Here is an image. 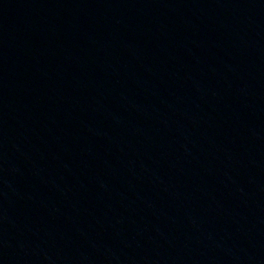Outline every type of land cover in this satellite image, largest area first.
<instances>
[{"label": "water", "instance_id": "95a60500", "mask_svg": "<svg viewBox=\"0 0 264 264\" xmlns=\"http://www.w3.org/2000/svg\"><path fill=\"white\" fill-rule=\"evenodd\" d=\"M0 264H264V0H0Z\"/></svg>", "mask_w": 264, "mask_h": 264}]
</instances>
